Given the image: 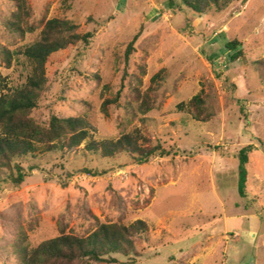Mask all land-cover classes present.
<instances>
[{"label":"rangeland","instance_id":"rangeland-1","mask_svg":"<svg viewBox=\"0 0 264 264\" xmlns=\"http://www.w3.org/2000/svg\"><path fill=\"white\" fill-rule=\"evenodd\" d=\"M174 1L175 9L167 0H30L33 22L48 9V19L67 18L95 31L87 48L75 49L49 70L50 88L37 120L51 114L84 118L96 141L142 127L154 143L178 152L143 165L125 155L94 158L84 148L28 157L23 167L37 169L21 186L0 183V264H19L15 242L35 247L62 228L89 234L96 220L148 225V241L137 242L141 256H115L117 264H264V83L254 64L264 58V0H235L223 12L202 16ZM13 10L12 2L0 0V45L10 51L39 34L20 38L6 31L3 22ZM88 17L95 23L87 24ZM137 33L136 52L126 66L124 52ZM233 40L241 45L227 49ZM239 49L244 57L230 62ZM135 64L145 66L144 91L153 75L165 72L156 107L133 118L128 104ZM30 73L23 55L10 68L0 65L3 92L23 86ZM201 89L216 108L205 123L178 109ZM119 91V103L106 115L103 102ZM247 145L255 149L248 197L241 198L236 155ZM86 168L100 174L82 172Z\"/></svg>","mask_w":264,"mask_h":264},{"label":"trees","instance_id":"trees-1","mask_svg":"<svg viewBox=\"0 0 264 264\" xmlns=\"http://www.w3.org/2000/svg\"><path fill=\"white\" fill-rule=\"evenodd\" d=\"M9 1L12 2L14 10L3 22L6 31L20 38L36 31H39V34L30 45L15 51L0 45V65L10 68L14 57L23 55L31 68L26 83L20 88L3 92L7 86L0 78V183L8 182L14 187L21 186L32 171L37 169L35 165H29L25 169L23 164L27 163L28 157L35 158L40 153L61 151L63 154H70L84 148L86 153L94 158L111 160L125 155L136 165L147 164L156 156L168 158L177 155L178 150H166L160 143H154L142 127H135L116 140L96 141L90 139L88 122L84 118L51 114L46 121H38L35 115L50 88L49 70L63 63L75 49L87 48L94 39L95 31H84L79 24L67 18L48 19V9L38 22H33L30 0ZM234 1L180 0L182 9L190 10L198 16L223 12ZM167 6L170 9L177 8L174 0H167ZM89 23H95V20L88 17L87 24ZM139 36L140 33L134 35L126 46L123 56L126 66H129L130 57L136 52L134 46ZM240 45L237 40L225 44L229 50H234ZM58 56L63 57L59 59ZM243 57L244 52L239 49L230 56V62H237ZM254 64L260 82L264 83V58ZM164 72L162 69L153 75L149 88L144 91L142 86L146 74L145 66L134 65L129 83L131 87L128 104L133 118L136 115L145 117L156 107L157 86L162 81ZM123 76H127L126 70ZM96 78L99 81V77ZM120 99L121 91L107 98L102 104L103 112L107 115L110 107L118 104ZM211 99V95L201 89L186 104L181 103L178 109L186 111L193 120L205 123L216 115V108ZM254 149L253 145H247L236 155L237 191L241 198L248 197V164ZM82 172L91 176L100 174L97 169L86 168ZM148 233V225L143 220H136L129 225L122 220H96L94 229L89 234H67L62 228L57 237L38 246L15 242L13 248L19 264H117L119 261L115 256L133 261L140 257L137 242H147ZM181 264L184 262L181 261Z\"/></svg>","mask_w":264,"mask_h":264}]
</instances>
